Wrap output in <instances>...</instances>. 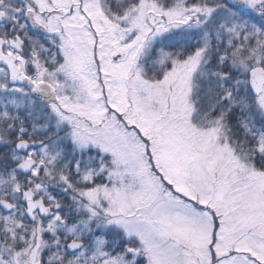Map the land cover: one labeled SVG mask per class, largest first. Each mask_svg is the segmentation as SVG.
Instances as JSON below:
<instances>
[{
  "label": "snow or ice",
  "instance_id": "1",
  "mask_svg": "<svg viewBox=\"0 0 264 264\" xmlns=\"http://www.w3.org/2000/svg\"><path fill=\"white\" fill-rule=\"evenodd\" d=\"M0 264H264V0H0Z\"/></svg>",
  "mask_w": 264,
  "mask_h": 264
}]
</instances>
